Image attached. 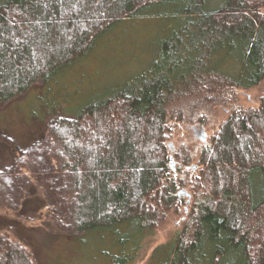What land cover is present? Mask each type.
I'll return each mask as SVG.
<instances>
[{
  "label": "trees",
  "instance_id": "1",
  "mask_svg": "<svg viewBox=\"0 0 264 264\" xmlns=\"http://www.w3.org/2000/svg\"><path fill=\"white\" fill-rule=\"evenodd\" d=\"M217 1L0 0V102L55 77L125 18L170 4L189 16V50L180 43L168 50V68L89 105L68 106L72 117H59L50 130L70 227L83 237L112 236L118 263L135 259L144 233L181 214L186 198L178 192L189 186L194 202L164 264H264V95L258 107H233L214 126L185 163L196 173L172 166L168 141L188 111L180 102L194 99L189 113L200 111L216 96L264 80V0ZM220 50L236 60L225 67L234 70L203 68ZM188 53L189 68H181ZM47 111L27 114L28 122ZM0 264L35 263L27 246L0 235Z\"/></svg>",
  "mask_w": 264,
  "mask_h": 264
},
{
  "label": "rangeland",
  "instance_id": "2",
  "mask_svg": "<svg viewBox=\"0 0 264 264\" xmlns=\"http://www.w3.org/2000/svg\"><path fill=\"white\" fill-rule=\"evenodd\" d=\"M209 1L216 7L217 0ZM179 11L182 9L177 4L159 5L117 22L87 54L60 69L55 77L39 80L28 91L0 102V235L27 246L35 264H124L116 260L121 250L112 236L83 237L70 227L66 179L51 158L54 147L50 130L59 117H72L68 106L89 105L97 95L101 99L110 97L154 68H168L164 66L168 64L166 52L178 43L189 50V16ZM187 57L188 64L181 68H189V53ZM235 61L226 50H220L203 60L202 67L215 65L233 71L225 67ZM263 95L264 80L254 87L233 89L227 98L216 96L200 111L189 113L194 99L180 102L188 111L176 123L168 141L175 167L188 175L196 173L195 164L185 165L189 155H198L201 145L213 135L214 126L229 116L231 108L258 107ZM43 110L50 111L28 122L27 114L39 116ZM198 113L205 115L201 120L205 123L195 121ZM187 179L189 182V176ZM181 190L190 195L179 196L186 198L181 214H170L154 234L144 233L138 254L128 263L164 264L167 260L169 248L184 229V214L194 202L189 186ZM231 261L227 258L224 263Z\"/></svg>",
  "mask_w": 264,
  "mask_h": 264
},
{
  "label": "water",
  "instance_id": "3",
  "mask_svg": "<svg viewBox=\"0 0 264 264\" xmlns=\"http://www.w3.org/2000/svg\"><path fill=\"white\" fill-rule=\"evenodd\" d=\"M204 138H205V133H204ZM170 146H172V145H170ZM172 166H173V167L175 166V165H174V162H173V159H172ZM178 195H179V196L187 195L188 197H190L189 193L185 192L184 190H180V191L178 192Z\"/></svg>",
  "mask_w": 264,
  "mask_h": 264
}]
</instances>
